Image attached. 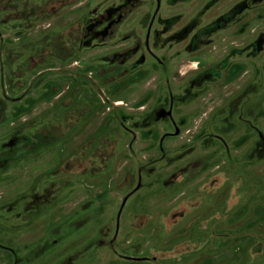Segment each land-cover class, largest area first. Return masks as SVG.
<instances>
[{"label": "rangeland", "instance_id": "1", "mask_svg": "<svg viewBox=\"0 0 264 264\" xmlns=\"http://www.w3.org/2000/svg\"><path fill=\"white\" fill-rule=\"evenodd\" d=\"M104 1L0 25V264H264V0ZM81 17L133 55L128 87L92 83L104 46L30 63Z\"/></svg>", "mask_w": 264, "mask_h": 264}, {"label": "flooded vegetation", "instance_id": "2", "mask_svg": "<svg viewBox=\"0 0 264 264\" xmlns=\"http://www.w3.org/2000/svg\"><path fill=\"white\" fill-rule=\"evenodd\" d=\"M48 1V0H46ZM46 1L42 2L39 6H28L27 4L19 5L18 0H0V12L3 13V17H1V21H3L2 24H5V22H8L9 20H20L23 22L25 25L31 24L30 21L35 22V19L37 18H43L44 16H47L46 13H48L45 9L44 11L39 10L38 8L42 7ZM64 0H62L63 2ZM106 2V0L104 1ZM102 2V4L104 3ZM134 1H131L130 4L128 5V8L131 7L132 3ZM101 4V5H102ZM20 7V8H18ZM107 6H104L100 10V18H103L106 16L104 13V10ZM122 8V6H121ZM123 14H126V11L123 12ZM29 15V16H28ZM8 16V17H7ZM46 18V17H45ZM48 18V17H47ZM110 19H114L111 17H108ZM7 19V21H5ZM102 22L105 23L104 29L109 28V24L106 23L105 19H101ZM96 26L91 24V18L89 17H81L78 18L74 21H72L65 29L61 30L54 38L51 39H45V46L48 47H41L37 50V52L30 56V63L34 62H41L45 56L52 55L58 58H61L63 54L69 53V57H74L75 55H78L81 51L84 49H93L96 46H104L102 49H107V50H112L111 53H108L105 56H101V60L103 61L102 65L98 67H94L93 74H95V80L93 79V84L96 86L98 84H101L103 89L100 87L99 92H101V95L104 94V86L106 85H122L125 87H128V84H130L133 80L132 77H134L135 73H138L139 69H136L137 66L134 65L135 60L132 59V54L131 55H124L125 53L122 52L120 48L124 45V42L119 40H115L113 43H108L106 42V39L108 36L113 37L114 32L108 34L106 32L102 33H97L96 31ZM117 48L116 50H113ZM120 49V50H118ZM33 60V61H32ZM134 60V61H133ZM144 60V59H143ZM142 60V61H143ZM78 61H80L78 59ZM141 61V62H142ZM80 69H82L83 66L79 65ZM77 67H74L76 69ZM43 71H49L48 68L44 69ZM39 72V71H38ZM41 72L37 73L40 74ZM77 75V76H76ZM92 75V72L89 71L85 76L88 78L89 76ZM81 76L84 77V74H82L80 71H71V77L77 80L81 79ZM84 79V78H83ZM81 84V83H80ZM30 85V84H29ZM29 87V86H28ZM56 88V87H55ZM77 88L72 91V95L74 96ZM104 96V95H103ZM101 100L103 101V97H101ZM172 99L174 97H171ZM178 99H182L181 96L178 97ZM71 100H73V97H71ZM118 105L125 106L126 108L124 110H121L120 116L123 119H126L127 116H132V123L136 128H139L140 126H149L151 121L149 122V114L146 115H140V112H137L139 108L142 107V110L145 109L144 105L138 106V109L136 112H134V109L132 107H127L128 103L124 102L123 100L119 99L115 101ZM132 109V110H131ZM83 110V109H82ZM79 111V110H78ZM77 111V112H78ZM152 114V113H150ZM153 119L159 120L161 118H172V103L168 100V97L166 98H160L158 101V107L152 114ZM151 118V117H150ZM131 122V121H130ZM133 132V131H132ZM180 131L177 129L175 132H164L162 131L161 134V140L165 138L166 135L171 134L175 135L178 134ZM134 133V132H133ZM135 135H133L132 140L127 144V146H130L133 148V142L136 140ZM214 137V135H213ZM219 138V136H217ZM139 140V139H138ZM222 143L225 145V142L221 140ZM258 147H255V150L258 151L259 154L262 153V150H260ZM259 148V149H258ZM67 163L64 164L62 167V170L66 172H70L72 170L70 167L69 159H67ZM80 161V160H79ZM78 161V163H79ZM118 226V225H117ZM116 226V227H117Z\"/></svg>", "mask_w": 264, "mask_h": 264}, {"label": "trees", "instance_id": "3", "mask_svg": "<svg viewBox=\"0 0 264 264\" xmlns=\"http://www.w3.org/2000/svg\"><path fill=\"white\" fill-rule=\"evenodd\" d=\"M48 1H50V0H48ZM47 14V13H46ZM29 16V15H28ZM45 17H48V15L47 16H44L43 18H37V20L35 19V22L36 21H38V20H44L45 19ZM33 21V20H32ZM2 23H1V21H0V25H1ZM33 24H34V22H33ZM62 58V57H61ZM33 61V60H32ZM48 85V86H47ZM46 91H45V93H46V95H49L50 93H52V91H53V87H52V85H51V83H46Z\"/></svg>", "mask_w": 264, "mask_h": 264}, {"label": "water", "instance_id": "4", "mask_svg": "<svg viewBox=\"0 0 264 264\" xmlns=\"http://www.w3.org/2000/svg\"><path fill=\"white\" fill-rule=\"evenodd\" d=\"M51 2H48L44 7H48L50 11H52L53 9H57V7L60 6V0H57V1H53V0H50ZM62 4V3H61Z\"/></svg>", "mask_w": 264, "mask_h": 264}]
</instances>
